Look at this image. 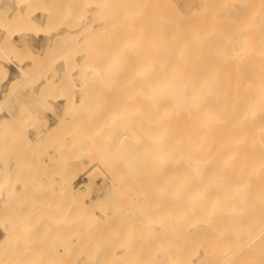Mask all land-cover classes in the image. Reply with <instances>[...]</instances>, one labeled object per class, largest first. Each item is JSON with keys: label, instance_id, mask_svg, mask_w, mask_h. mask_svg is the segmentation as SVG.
<instances>
[{"label": "bare ground", "instance_id": "6f19581e", "mask_svg": "<svg viewBox=\"0 0 264 264\" xmlns=\"http://www.w3.org/2000/svg\"><path fill=\"white\" fill-rule=\"evenodd\" d=\"M48 1L51 0H0V121L3 119L5 123L10 124V116L8 115L9 109L22 101L28 93L30 95L32 92L38 96L37 100L33 103L34 109L24 112L25 115L21 119L15 121L14 127L15 129L17 128V130L21 128L26 132L31 129L30 126L33 124V122H28L34 121V123L40 122V124L44 122L46 125L45 128L47 127L46 129L50 132L53 131V134H51L50 137L48 135L46 139L50 138L51 140L54 138L55 140H53L58 142L57 146L60 141L61 143L62 141L67 142H65L67 145L64 147L66 148V153L64 152L66 157L63 156L64 153H61L63 158H66L65 164L63 163L65 166L64 168H62L63 166L60 168L58 167L60 175L61 171L63 172L64 170L63 175L66 172V176L61 175L62 179L58 181L59 188L56 191L60 193V189H62L63 192H66V195L69 196L67 197L63 193H60L63 195L62 196L57 192H55V195L62 196L60 197L61 200L67 197V202L71 199L74 203L78 202L81 205L88 204L89 200L87 201V199L90 198V194L89 192L86 194L80 193V186H75L74 181L76 180L77 174L73 175V177L70 176L69 164L72 163L74 166L79 165V167H81L79 170H86L85 168H87V166L89 167V163H93L96 158H98L97 160L100 162L103 161L101 163L105 164L109 161L108 157L112 147H115L122 161L127 164V169L130 172L127 176H129L132 181H128L129 184L127 183V185H125L126 183H123L124 179H122L121 173L119 172L121 176L114 174V196L113 192L110 191L112 197H114L111 198L113 199L112 203H114L116 199H118L116 202L119 203L120 200L123 201L122 199L126 197V201L130 203L135 202L136 205H140V203L143 204L144 200L146 202V198L148 197L149 199L153 193H156L158 198L159 196L161 198H166L168 196L174 200V203L171 205L172 207L169 205L174 211L170 208L173 212L171 210L170 212L166 211L168 214L163 218L161 215L162 219L160 218L161 220L156 226L158 231H162L161 234H163V236L161 235V237L164 241L162 240L161 245H158V239L154 240L153 236L151 237L159 246H153L154 250L157 248L159 251L158 253L154 251V254L157 253L158 255V258H155L156 261L159 262L158 264H264V0H204L202 10L198 12L195 11V14L189 16L180 12V9H178V6H175L173 0L169 1L172 7H169L171 10L165 9L167 12L164 8H168V2L166 4L167 6L163 8L165 5H163L164 2H160V4H162L161 6L157 0V6L162 7V10L165 12L163 13L160 8L162 12L161 15L158 16L159 19L161 18L160 22H158L160 24V30L159 33L155 32V34H159V41L155 40L156 42L153 39L155 34L153 37L151 36V38L145 34L148 29H140L141 25L145 24L143 23L144 18H149L147 17L148 15H146L147 10L146 13L142 11L141 13L140 9H138V6L145 0H126L127 2L129 1V8H127L128 5H126L127 2L125 0H123L125 4H123L124 2L122 0H117V2L112 0V3H117L115 7H119L117 9L118 12L121 8L122 11H120V13H122V15H124L123 13H127L125 14V18L127 19H122L123 16H121L120 13L119 15L117 14L118 16L116 15L117 18H119V23L116 21V24L119 30L122 27V33L119 32V37L116 39L117 44L120 41L119 45L116 48L114 47V51L111 52V55L106 54L109 50H105V54L101 53L102 49H99L100 52L99 50L95 51L96 46L93 45L98 42L94 39L97 38L98 32L101 30V21L98 23L97 20L102 17L107 19L108 17L106 18L105 16L106 12V15L108 14L109 17L113 13L111 7L114 6L110 0H108V2L112 4V6L109 5L108 7L105 6L108 5V2L104 4L106 2L104 0H66L69 4L72 3L71 5L68 4L69 7L71 6V9L68 10V13H66L65 9L61 14L55 12L51 8L52 6L47 4ZM164 1L166 2V0ZM102 2L104 3L102 4ZM144 5L141 9L143 11L144 8H149L146 7V5L149 6L148 4ZM151 11L149 10V15L152 14ZM110 12L111 14L109 15ZM153 16H155L154 13ZM112 18H114L113 15L110 19ZM150 19L153 20L151 16ZM157 20L155 22H157ZM111 22L113 23V20ZM150 22L151 21H148V24ZM158 23H150L152 26V34L154 27L156 25V27L159 26ZM96 24L100 27H95ZM105 25H102V28H106ZM111 25L115 28L113 24ZM147 27L149 26H142L144 29ZM114 28L111 30L115 33L113 32L111 34L116 38L117 31ZM98 37L100 39V36ZM148 37L153 41L151 42ZM83 42L85 44L89 43L88 46L91 44L90 42H92L89 46L92 50H90V48L88 49L92 52H90L89 56L91 59L98 55L97 52L102 55V57L100 55V59H103V55L104 58H107L103 61V63H105L104 65H101L102 62L99 64L102 60L97 58L95 59H97L98 62L94 59V61H92L96 63L93 64V62H90L91 64L88 65L87 62L90 58H85L87 62L84 60L85 69H83V62L81 64V61H83V57L86 53L76 57V59L80 61L79 64L82 66L83 70L81 69V72L75 71L81 68L78 63L76 64L79 65L80 68H77V66L75 67L73 62L67 59L66 60L70 63L66 62L65 65L63 61H60L61 57H65L62 51L63 49L65 50L67 45L73 47L79 45L77 48L85 50ZM49 44H52L54 54L50 56L47 63L44 65L47 64L49 67H54V71L52 72L53 77L51 76L52 78L49 80L42 79L34 82V77L40 74L43 69V64L39 65L33 72H27L25 70V64L30 59L25 58L23 51L29 49L39 53ZM111 50H113V48H111ZM81 51L82 50L78 52ZM74 53L77 55V52ZM109 56L112 57V59H109ZM108 59L109 61H107ZM106 62H110V70L105 68L109 67ZM71 64H73L74 67H71ZM104 75L111 80L113 86L118 90V93H116V95L114 94V101L111 104L112 107L110 112L107 111L109 115L106 113L107 116L103 115L100 117V107L95 109L97 108V104L93 101L94 99L90 101L86 97H91L90 94L92 93L90 91L94 90V87L98 85L97 83L104 79V77L101 79ZM22 76L23 78H21ZM20 79L23 81L21 82ZM66 83L73 92L76 104L79 105L84 100L88 99L90 101L88 104L94 102L96 105L92 104L94 106L91 108V105L87 104L90 107L87 108V110H99L97 112V118L96 114L95 118H93L92 122L94 123L88 125V128L87 125H84L87 129L85 132L82 131L81 133H84H80V135L77 134V131L79 133V128L77 129L74 127L76 128L75 130L70 127V130H66L65 107L67 101L65 95H63V92H66ZM23 86L29 88L28 92L25 94H16L19 88ZM88 92H90L89 95L87 94ZM42 110H46L49 114L45 115ZM101 110L102 113L105 112L103 109ZM93 115L94 113L92 116ZM14 127L7 125L6 129L9 131ZM26 138L27 141H33L31 136H26ZM40 139L37 141L39 142ZM105 141L110 143L112 141V145L110 144L112 147H110L109 150L106 148L109 143L106 144V147L102 145ZM152 143H156L158 150H160V159L162 160L166 157L167 161H165L164 158V165L155 166L153 164V168L150 171L142 172L139 168V165L142 164L140 161L143 158L142 149L147 146L145 153H151L154 149ZM36 144L38 143L36 142ZM1 146L3 145L1 144ZM41 150L43 149L40 148V151ZM85 159H89L87 165L82 164L85 162ZM45 160L47 161V159ZM12 162L0 160V176L3 177L5 175V179L7 178L6 175L12 172ZM41 162H43V160ZM172 164L175 166H172ZM40 165L43 166V164ZM85 165L86 167H84ZM55 166H57V163L53 167ZM16 167L14 166L13 168L16 170ZM53 167L49 168L52 169ZM36 169L38 170L39 167H36ZM48 169L46 170L45 168L46 171H48ZM40 171L41 169L37 174L35 173L37 177L38 173H41ZM50 171L52 172L53 170ZM54 171L57 172L55 168ZM140 171L141 174L139 178L142 182L144 180V187L137 179V175ZM50 173L48 172L47 175ZM68 175L70 178H68ZM86 175L91 176L92 170L91 173L88 171ZM130 175H132V177ZM141 176L144 177L143 180ZM47 179L48 178L45 179L46 181L44 180L46 184ZM38 180H40V177ZM9 181L13 182V179ZM3 183H5L6 186L8 185L7 181H1L0 186L3 185ZM45 183L43 182V185ZM140 184L141 190L138 188ZM12 187H10V190L13 189ZM16 187L17 189L20 188V186H15V188ZM22 191L24 192L23 188ZM41 191L40 193L39 191H35L31 195L34 197L36 192L37 194H42L43 192L47 193L46 191L41 193ZM3 192L4 191H1L2 197L0 194V203L3 202L2 205L4 207L7 206L8 202L13 205L15 204L14 201L17 202L15 199L16 197L13 198V200L15 199L14 201H6L7 196L5 194L3 195ZM28 194L30 193H26L27 198L30 200L31 196ZM57 195L56 197H58ZM107 195H109V192H107L105 196ZM129 196L131 201L127 198ZM60 198H55V203L52 199V205L57 204ZM141 198H143V200ZM28 199L26 200L29 202ZM41 199L42 201L44 200L43 198ZM159 199L158 203L152 205L158 207L159 205L157 204H159ZM65 200L64 202H66ZM4 201H6V206L4 205ZM45 201L48 204L50 198L48 201V198L45 197ZM64 202L62 201V204L66 205ZM116 202L114 204H118ZM59 203L60 202H58V204ZM160 203L162 204V202ZM16 205L19 206V204ZM49 205H47V209ZM52 205L49 207L50 211L55 208H53ZM68 205L69 204H67V206ZM76 205L77 204H74L75 207ZM10 206L11 205H9L8 210L10 213L12 210L14 212L17 210V215H21V212H23H20L21 209L19 207V210L17 208L18 206H16L17 209L15 208V210V206L13 209ZM34 206L35 205H33V207ZM67 206H64V208H67ZM117 206L118 209H121L120 204ZM150 206H147L146 210L151 212L150 209H152V207L147 209ZM62 207L63 206H60L59 209L61 210ZM78 207L75 209L77 212L78 209H80V207ZM92 207L93 206H91V209L89 207V211L85 212V214L87 213L86 216L88 217L89 215L91 218L96 215L99 216ZM133 207L136 206L134 205ZM157 207H155V210L158 209L159 211ZM2 208L3 207H1L0 210H2ZM6 208L8 209V207ZM6 208H3L2 212ZM41 208L43 211H40L38 214L42 212L46 214L45 212H47L49 217L53 219L51 216H54V211L50 216V211L48 212L44 206ZM41 208L39 206V209ZM44 208L47 211H45ZM139 208L140 206H138V210H140ZM59 209L57 212H59L60 219L72 220L74 215L70 214L71 219L70 217L67 219L69 212H67L65 216L66 213ZM71 209L73 208L71 207ZM138 210L137 212H139ZM152 210H154V208ZM76 211H74V214L77 213ZM80 211L82 212V208ZM80 211L78 213H81ZM7 213L8 212H6V214ZM153 213L157 214V211ZM6 214H4L5 217H3V220L6 219ZM11 214L9 215L14 216L9 218V220L16 218L15 216L17 215ZM100 214L103 218L110 217L108 216L109 212L106 210ZM1 215L0 213V232L2 231L3 234H5V238L11 237L15 230H18L19 233L22 231L21 229L19 231L17 228L19 224L22 223L21 221H25L23 220L24 217L20 221V217L17 216L20 221L19 224L17 223V227H14V220L12 221L13 223L10 221L13 225V230L11 229L10 231V226L8 224L1 223ZM40 215L41 218L44 216L43 214ZM146 215L147 214H145L146 218H150L149 221L145 220L147 223L146 226H148L150 230V226L152 225L150 220L152 216L150 217L151 214H149V216ZM30 216H33V214ZM86 216H84V222L86 224L83 223L84 226H87L88 223L92 221L86 222ZM27 217L30 220L32 218L28 215ZM44 218L45 217L41 220L42 222ZM32 219L35 221V218ZM51 219L47 218L49 221ZM60 219L59 221H61ZM140 219L145 222L142 219V215ZM53 220L57 221V217ZM155 220H159V218ZM52 222L48 225L50 226ZM110 222L112 223L113 221ZM99 223L102 225L101 220ZM32 224L31 227L33 229L28 231L29 233L35 234L34 229L40 227V224H38V227H34V224ZM61 224L66 226L65 221L59 224L54 223L57 228L59 227L58 225ZM106 224L108 225V223ZM119 224L120 227L122 225L121 221ZM46 225L45 223L43 224L44 228H46ZM21 226L19 228H21ZM24 226H26V223ZM117 227L115 228L118 229ZM104 228L103 230H106ZM59 229L58 232L61 233L64 228L61 231H59ZM171 229L173 230L171 231ZM33 230L34 232H31ZM50 230L52 229H49V231ZM55 230L57 229L55 228ZM65 230H67V228H65ZM97 231L98 230H96V232ZM152 231H154L153 228ZM112 232L117 231L114 230L111 231V233ZM140 232H142V230H140ZM140 232L138 231V233ZM163 232L165 234L166 232L169 234L170 232H174V234H170H173L174 237L169 236L172 239L175 238V240L170 238L169 240L175 241V243H173L175 246L164 243L167 240V234L165 236ZM14 233L16 234V232ZM43 233L44 231L38 234L41 235ZM100 233H102V231ZM111 233L108 232L105 234H110L112 236L113 233ZM20 234L23 235V233ZM50 234H52V232H48V235ZM102 234L99 235L101 236ZM141 234L144 235L143 233ZM87 235L89 236V241L92 240L90 238L91 235ZM118 235H120V233ZM96 237L98 236L96 235ZM157 237L156 235V238ZM105 238L109 240L108 236H105ZM2 239H4V237ZM2 239L1 241L4 243L9 240ZM132 239H134V237ZM125 240H127V238ZM169 240L167 241L169 242ZM12 241L13 240H11L9 244H12ZM122 241L119 243L120 245L115 243L112 251H116V255L120 257L125 256L123 258H126L128 253L127 249L125 250V247L124 249L123 247H119L122 246ZM107 242H109V246L111 245L110 242L113 245L111 238L110 241ZM107 242L105 248L108 246ZM99 244H101V242H99ZM132 244L130 245L132 246ZM137 246L139 245L137 244ZM145 246L147 245H142V248H145ZM7 247L8 245L6 248ZM10 247L13 246L10 245L8 249ZM83 247L84 245L81 250H84ZM91 247L89 248L91 249ZM85 250L88 257L90 255L91 258L94 252L92 251L93 253H90L91 251ZM123 250H125L126 253L122 256L120 254L124 253ZM130 251H132V249ZM79 252L83 251L79 250L70 257L76 256ZM106 252L109 253V251ZM106 252L104 254L107 255ZM134 252L136 251L129 253L133 254ZM134 255L131 256L130 254L129 256L134 257ZM138 255L136 252L137 258ZM142 255L140 254V256ZM77 256L70 259V262L76 259ZM113 256L116 258L115 255ZM129 256H127L128 259ZM145 256L144 254V257ZM141 258L138 262L136 258H134V260L129 259L131 261L130 263L126 261L129 264H147V261L149 262L146 257L144 259ZM141 260L147 261L141 262ZM112 262L113 261H111V264H113ZM100 263L102 264L101 261ZM115 264H119V262Z\"/></svg>", "mask_w": 264, "mask_h": 264}, {"label": "rangeland", "instance_id": "374dc122", "mask_svg": "<svg viewBox=\"0 0 264 264\" xmlns=\"http://www.w3.org/2000/svg\"><path fill=\"white\" fill-rule=\"evenodd\" d=\"M100 1V0H99ZM104 1H106L105 3L104 2H102V4L104 3V4H107V2H108V0H104ZM111 1V3L114 1H112V0H110ZM116 2H117V0H115ZM123 1V0H122ZM126 1V0H125ZM125 1H123L124 3L123 4H125ZM159 1V4H160V2L162 3V2H164L163 3V8L164 7H166L167 5V2H168V8H164V10L165 9H169V10H171L170 8L172 7V5H170L171 4V2H170V4H169V1H171V0H166V2L164 1V0H158ZM116 2H114V3H112L113 4V6L114 7H111L112 8V11H113V13L111 14V12L109 13V15H110V17H112V15L114 16V18H112V19H110V17L108 16V14L106 15V13H105V16H106V18L107 19H105V18H101V19H98L97 20V22L99 23L100 21H101V24H100V26L98 25L97 26V24L95 25V27H100L101 28V30H100V32H98V36H100V39H99V37L97 36V38L99 39H94L95 41H98V42H96L95 44H93L94 46H96L95 47V51H97V50H99V49H102L101 50V53L102 54H105V50L107 51V50H109V52H107L106 54L107 55H111V52H113L114 51V47L116 48L118 45H119V42H118V44H117V38L119 37V32H121L122 31V27L120 28V30H119V27H118V25L116 24L117 22L119 23V18H117V16L119 15V13H120V11H122V9L120 8L119 10V12L117 11V9L119 8H117V7H115V6H117V3ZM127 2V1H126ZM129 2V1H128ZM128 2H127V4L126 5H128ZM145 2H147V3H145ZM173 2L175 3V6L177 7L178 6V9H180V12H183V14L185 15L186 14V16H189V15H191V14H195L194 12L195 11H201L202 10V7H203V5H204V0H193V2L195 3H193L192 2V0H173ZM67 3V4H66ZM115 3H116V5H115ZM173 3V4H174ZM47 4L49 5V6H52L51 8L55 11V12H57V13H59V14H61L65 9H66V13H68V10L69 9H71L70 7H69V5H71V4H69L68 3V1L66 2V0H51V1H48L47 2ZM69 4V5H68ZM112 4H109V2H108V5H105L106 7H108L109 5L110 6H112ZM119 4V3H118ZM146 5V4H148L149 6H147L146 5V7H149V8H151V9H149V8H144V11L143 10H141L142 9V6L143 5ZM157 0H145L143 3H141L140 4V6H138L139 8L138 9H140V12L142 11V12H144V13H146V10H147V13H146V15H148L147 17H149V18H144V20H143V23H145V24H143V25H147V26H149V27H147L146 29H144L145 28V26H144V28H142V26L143 25H141V27H140V29L141 30H147L146 32H145V34H147V36H152L153 37V35L155 34V32H157V33H159V30H160V24L158 23V22H160V19H159V17L158 16H160L161 15V13L163 12H165L164 10H162L163 8L162 7H160V6H157ZM194 4V5H193ZM122 5V4H121ZM125 5V6H126ZM144 5V6H145ZM161 6H162V4H160ZM170 5V6H169ZM197 6V9H196V6ZM67 6H68V9H67ZM188 6V7H187ZM121 7V6H120ZM170 7V8H169ZM127 8H129V5H128V7ZM160 8H161V10H162V12L160 11ZM152 12V14L151 15H149V10ZM158 9H159V11H158ZM173 9V8H172ZM176 9V8H175ZM182 9V10H181ZM192 9H193V13H192ZM125 10H126V8H125ZM185 10V11H184ZM110 11V10H109ZM108 11V12H109ZM127 11V10H126ZM125 11V12H126ZM128 12V11H127ZM141 12V13H142ZM158 12H159V14H158ZM167 12V11H166ZM153 13H154V15L156 16H153ZM118 14V15H117ZM124 15H122V13H120V15L121 16H123L122 17V19L123 18H125V14H127V13H123ZM117 15V16H116ZM146 15H145V17H146ZM150 16H151V18L153 19V20H151L150 19ZM154 17V18H153ZM156 18V19H155ZM125 19H127V18H125ZM148 19H150V20H148ZM154 19H155V21L157 20V22H155L154 21ZM107 20H109V21H107ZM113 20V23L111 22V21ZM151 21L150 23L152 24L153 22L156 24V23H158V27H156L154 24V29H153V34H152V26H151V24L149 25L148 24V21ZM104 21V22H103ZM117 21V22H116ZM123 21H125V20H123ZM128 21V20H127ZM126 21V22H127ZM106 22V23H105ZM142 22V21H141ZM103 23V24H102ZM106 25H105V24ZM125 23V22H124ZM111 24H113V26H115V28L114 27H112V25ZM123 24V23H122ZM122 24H119L120 26H123ZM102 25L104 26H106V28H102ZM111 26L112 28H114L116 31H117V35H116V38H114L115 36L114 35H112L111 33H113L114 31L113 30H111L112 28L111 27H109V26ZM127 25H128V23H127ZM126 25V26H127ZM107 28H109V29H107ZM111 28V29H110ZM125 28H127V27H125ZM158 28V29H157ZM103 29V30H102ZM123 29H124V27H123ZM141 30H139V31H141ZM115 33V32H114ZM122 33V32H121ZM149 33V34H148ZM155 34L154 35V37H153V39H154V41L155 40H158L159 41V34ZM101 34V35H100ZM150 34H152V35H150ZM157 35V36H156ZM150 37H148L149 38V40L152 38H150ZM156 38V39H155ZM158 38V39H157ZM120 40V39H119ZM94 41V42H95ZM151 42L153 41V40H150ZM93 42V43H94ZM156 42V41H155ZM84 43V42H83ZM91 44H92V42H90ZM89 44V43H88ZM88 44H83V45H85V47H84V49L85 50H83V49H79V48H77V47H79V45L77 46V47H73V46H71V45H67L66 46V48H65V50L63 49V51L62 52H64V55H65V57H61L60 58V61H63L64 62V65H65V63L66 62H68V61H72L73 62V64L75 65V67L77 66V68L79 67V65H80V69H77V70H75V71H77V72H81L80 70L82 69V66H81V64H82V62H83V69H85L84 68V63H85V58H90L89 56H90V50H92L91 49V47H89L88 46ZM92 45V46H93ZM82 46V45H81ZM88 46V48L86 49V47ZM93 46V47H94ZM77 48V49H76ZM82 48H83V46H82ZM90 48V50H88ZM111 48H113V50H111ZM76 50V51H75ZM80 51V50H82L81 52H78V51ZM94 50V49H93ZM74 52H77V55L74 53ZM99 52H100V50H99ZM84 53H86V55L83 57L84 59H83V61H81V64H79L80 63V61H78L77 59H76V57L78 56V55H80V54H84ZM92 53V52H91ZM101 53H98L97 52V54L99 55H97L95 58H97V59H100L99 57H100V55H101ZM52 54H54V49H53V47H52V44H49V45H46L45 46V48H44V50L42 51V52H34V51H31V50H29V49H25V51H23V55L25 56V58H29L30 60H28V62L25 64V70L27 71V72H33L34 70H36V68H38V66L39 65H41V64H43V69H42V71L40 72V74H38V75H35V77H34V82L36 81V80H42V79H51L53 76H52V72L54 71V67H49L47 64L46 65H44L45 63H47V61H48V59L50 58V56L52 55ZM70 54H71V56H70ZM74 54H75V57H74ZM113 54V53H112ZM73 55V56H72ZM107 55H106V57H107ZM67 57V58H66ZM73 57V58H72ZM91 57H93V56H91ZM101 57H102V55H101ZM69 58V59H68ZM95 58H93V59H91L90 58V60L87 62L88 63V65H90L93 61H94V59ZM112 59V57H110L109 56V59ZM68 61H67V60ZM71 59H73V60H71ZM97 59H95V60H97ZM104 59L106 60L107 58H104V55H103V59L101 58L100 60H102V61H100L99 62V64H101V62H102V64L101 65H104L105 63H103V61H104ZM109 59L107 60V61H109ZM85 60V61H84ZM93 60V61H92ZM75 61H77V62H75ZM91 62V63H90ZM96 62H98V60L96 61ZM96 62H93V64H95ZM111 62V61H110ZM110 62L109 63H107V65L109 66V64H110ZM68 63H70V62H68ZM76 63H78L79 65H77ZM87 63H86V65H87ZM73 64H71V67H74V65ZM85 65V66H86ZM87 67V66H86ZM105 67V66H104ZM104 67H102V68H104ZM107 70H110V66L109 67H105ZM82 69V70H83ZM74 70V69H73ZM79 70V71H78ZM21 75H23V74H21ZM52 76V77H51ZM104 77V79H102ZM108 77H109V74H108ZM21 78H23V76L21 77ZM102 79V80H101ZM101 81H99V83H97L98 85L96 86V87H94V90H92V91H90L92 94H90L91 95V97L90 96H88V97H86V98H88L90 101H92L91 99H94L93 101L94 102H96V104H94V102L93 103H90V104H88L90 101L88 100V99H86V100H84L81 104H76L75 102V100H74V97H73V92L71 91V89L67 86V83H66V92H63V95H65V97H66V101H67V103H66V107H65V109H66V130L68 131V129L71 127V128H74V127H76L78 130H79V133H78V131H77V134H79L80 135V133L82 132V131H86V129L89 127L88 125H92L94 122H92L93 121V118H95V114H96V118H97V112L100 110L101 111V114H99L100 115V117L101 116H103V115H105V116H107L106 115V113H107V111L108 112H110V110H111V107H112V102L114 101V94L116 95V93H118V90L113 86V83L111 82V80H109V78H107V76L106 75H104V76H102L101 77ZM20 81L22 82L23 80H21L20 79ZM78 84H80L79 82H77ZM21 89V90H20ZM28 90H29V88H27V86H23V87H20L19 88V90L17 91V93L16 94H20V93H22V94H25V93H27L28 92ZM20 91V92H19ZM94 91V92H93ZM90 92H88L87 94L89 95V93ZM0 96H1V94H0ZM37 95L35 94V93H30V95H29V93L23 98V100L22 101H20L19 103H17L16 105H14L13 107H11L10 109H9V112H8V115L10 116V118H9V123L10 124H8V123H5L4 121H3V119L0 121V147L2 148H0V152L2 153H0V160H8V161H13L12 163H13V167L15 166H18V167H16V170H15V168H13L12 167V172L9 174V175H6V179H5V175L2 177V176H0V182L1 181H4V182H6L7 181V186H6V184L5 183H3V185H1L0 186V194H1V191H4L3 192V195L5 194L6 196H7V198H6V201H10V200H13V198L14 197H16L15 199H16V201L17 202H15L14 200V205L13 204H9V202L7 203V206H6V201H4L5 203H4V205L6 206V207H8V209L6 208V207H4L2 204H3V202L2 203H0V208L1 207H3V208H6V209H4V214H6V212H8L9 214H11L12 213V211H11V213H10V211H8L9 210V205H11L10 207L13 209V207L16 205V204H19V206L18 205H16V206H18L17 208L19 209V207H20V212L21 211H23V212H21V215L19 214V215H17V210H15V208H16V206L14 207V210H15V212L13 211V213L12 214H15V215H17V216H19L20 217V221H21V219L23 218V220H25V221H21L22 223V226H21V224H19L20 223V221H19V217H17V216H15L16 218H14L13 220L16 222H14V227L16 226H18V224H19V226H18V228L17 229H19V231H20V229L23 231H21L20 233H23V235H21L19 232H18V230H15V231H13V234H12V236L11 237H8V238H5V234H3V232L1 231L0 232V238L2 239L3 237H4V239H6V240H8V241H6L5 243L4 242H2L1 241V239H0V264H101L100 263V261L102 262V264H111V261H113L112 263L113 264H115L116 262L118 263L119 262V264H127L128 262L127 261H129V263L131 262L130 260H134V258H136V260H137V262L140 260V258L141 257H143V258H141V259H144L145 257L147 258V260H149V262L147 261V264H158L159 262L158 261H156V259L158 258V255H157V253L159 252L158 250H157V248H155V250H154V247L153 246H156L157 244H156V242L154 241V240H157V241H159L158 242V245H161V242H162V240L164 241V239H162V237H161V235L163 236V234H161V232L162 231H158L157 229V225L159 224V221L163 218V217H165V215L167 216V212L166 211H168V212H170V210L172 209L171 207V205H172V203H174L173 201V199L171 198V197H166V198H161L160 196H159V198H158V195L156 194V193H153V195L152 196H150V197H152V198H150L149 197V199H148V197L146 198V202H145V200H144V202H143V204H145V205H143L142 203H140V205H138V206H140V210H138V206L136 205V203L135 202H129V201H126L127 199H126V197H124V199H122L123 201H125V202H123V201H121V203H122V205H121V203H120V201H119V203L118 202H116V201H118V199H114L115 200V202L116 203H118V204H120V206H121V209H118L117 207V205L118 204H114V203H112V201H113V199H111V198H114V197H112V193L111 192H113L114 190V188H115V186H114V179H113V176H114V174H116V175H120V173H121V175H122V179H124V181H123V183H126L125 185H127V183L129 184V182H131L132 181V179L129 177V176H127V175H129L130 174V172L128 171V166H127V164L126 163H124V161H122V159L120 158V156L118 155V152H117V149H115V147H112L111 145V143H112V141H111V143L110 142H107V141H105V143H103L102 145L103 146H105L106 147V144H108L107 146L108 147H106L108 150L110 149V147H112V150H111V152H110V155H109V157H108V159H109V161H107L105 164H103V163H101V162H103V161H99V160H97L98 158H96L95 159V161L93 162V163H89V159H85V162L84 163H82L83 165L84 164H88L89 163V167L87 166V168H85L86 170H82V169H80L79 170V168H81V167H79V165H72V163H70L69 164V167H70V176H72L73 177V175H76V180L74 181V184H75V186H80V189L79 190H81L80 191V193H88L89 192V196H90V198H88L87 199V201H88V204H83V205H81V204H79L78 202L77 203H74V201H72L71 199H69L70 201L69 202H67L68 201V199H67V197L69 196V195H66L67 193L65 192H63V190L62 189H60V193H63L64 195H66L67 197H65V201L67 202H64V200H61V198L60 197H62L63 195L62 194H60V193H58V191H56L58 188H59V180H61L62 179V176L61 175H63V172H64V170L63 169H61V170H63V172L61 171V175H60V173H59V169H58V167L60 168L61 166H63L62 168H64V166L65 165H63V163L65 164V160H66V148H64V147H66V145L67 144H65V142L66 141H62V143H61V141H60V139H59V141H60V143H59V145L57 146V144H58V142L56 141H54L53 139H51L50 140V138H47L46 139V137L49 135V137L51 136V134H53V131L52 132H50V131H48L46 128H45V123L44 122H42V124H40V122L38 123V122H36V123H34V121H31V122H28V123H32L33 122V124H31L32 126H30V128L31 129H29V127H28V131H26L25 132V130H22L21 128L20 129H18L17 130V128L15 129V121H17V120H19V119H21L24 115H25V113L24 112H28V111H30V110H32V109H34V107H33V103H34V101L35 100H37ZM30 100H33V101H30ZM86 101V102H85ZM86 104H85V103ZM78 105V106H76V105ZM91 105V108H92V106H94V105H96L97 106V108H95V109H98L99 107H100V109L99 110H92L91 111V109H89V110H87V108H90L88 105ZM92 104H94V105H92ZM84 105V106H83ZM85 105H87V106H85ZM99 105V106H98ZM95 106V107H96ZM110 108V109H109ZM101 109H103V111H105L104 113H102V110ZM43 111V113L45 114V115H48L49 113L46 111V110H42ZM96 111V112H95ZM90 113V114H89ZM94 113V115L92 116V114ZM100 113V112H99ZM108 115H109V113H107ZM32 116V115H31ZM32 119V118H31ZM34 120V119H33ZM88 120H89V123H88ZM90 120H91V122H90ZM95 120H97V119H95ZM91 123V124H90ZM7 125H10V126H12V127H14V128H12V130H9V131H7ZM34 125V126H33ZM87 125V128H85V126ZM28 126H29V124H28ZM41 126V127H40ZM84 127V128H83ZM76 128H74L75 130H76ZM70 130V129H69ZM19 131V132H18ZM60 131V130H59ZM61 131H63V130H61ZM42 134V136H41V134ZM55 132V131H54ZM74 132H76V131H74ZM83 132V133H84ZM60 133V132H59ZM67 133V132H66ZM83 133H81V134H83ZM26 134V135H25ZM39 134H40V136H39ZM61 134V133H60ZM63 134V133H62ZM38 135V136H37ZM45 135V136H44ZM26 136H31L32 138H33V141H27L26 139ZM59 136V135H58ZM60 137V136H59ZM41 138V139H40ZM52 138V137H51ZM38 139H40L39 140V142L37 141ZM45 140V141H44ZM51 141V143H50V141ZM6 141H8V142H6ZM47 141V142H46ZM36 142L39 144H36ZM45 142V143H44ZM7 143H8V145H7ZM67 143V142H66ZM1 144L3 145V146H1ZM7 145V148H6V145ZM111 144V145H110ZM153 145H154V149H153V151H151V153H145V150L147 149V146L146 147H144L142 150H143V152H142V159H141V161H140V163H142V164H140L139 165V168H140V170L142 171V172H147V171H150L152 168H153V164L155 165V166H161V165H164V158H165V161H167V159H166V157H164L162 160L160 159L161 158V154H160V150H158V148H157V146H156V143H152ZM63 145V146H62ZM110 145V146H109ZM43 146V147H42ZM50 146V147H49ZM113 146H114V143H113ZM56 147H57V149H58V151H57V149H56ZM40 148L41 149H43V150H41L40 151ZM55 148V149H54ZM61 148V149H60ZM104 148V147H103ZM60 149V150H59ZM40 151V152H39ZM51 152V153H50ZM65 152V153H64ZM61 153L63 154L64 153V155L63 156H65L64 158H63V156L61 155ZM58 154V155H57ZM59 156V157H58ZM3 158V159H2ZM45 159H47V161L45 160ZM58 159H59V161H58ZM64 161H63V160ZM20 160V161H19ZM43 160V162H41ZM97 161H99V162H97ZM58 162H59V165H58ZM144 162H146V163H144ZM56 163H57V166H55V167H53L54 165H56ZM60 163H62V164H60ZM40 164H43V166H41ZM81 164V165H82ZM37 165V166H36ZM67 165V164H66ZM82 165V166H83ZM86 165L84 166V167H86ZM40 166H41V168H40ZM172 166H175L174 164H172ZM36 167H39V169L37 170L36 169ZM49 167H53L52 169L51 168H49ZM57 167V168H56ZM110 168V170H109V168ZM17 168H18V171H17ZM45 168H46V170L48 169V171H46L45 170ZM54 168L57 170V172H55L54 171ZM41 169V173H38V177L36 176V174H37V172L39 171ZM113 169V170H112ZM14 170V171H13ZM50 170H53L52 172L50 171ZM91 170H92V175L90 176H87L86 174H87V172L89 171L90 173H91ZM111 171H113V172H115V173H113V172H111ZM118 171V172H117ZM122 171H123V173H122ZM126 171H128V172H126ZM141 171L139 172V174L137 175V179L139 180V182H141L142 183V185L144 184V177L143 176H141L142 177V180H143V182L140 180V178H139V176H140V174H141ZM17 172H18V175H17ZM50 173L49 175H47V173ZM120 172V173H119ZM15 173V174H14ZM36 173V174H35ZM13 174V175H12ZM40 174V175H39ZM89 174V173H88ZM12 175V176H11ZM120 175V176H121ZM15 176V177H14ZM17 176H19V177H17ZM63 176H66V172H65V174L63 175ZM131 177H132V175H130ZM17 177V178H16ZM26 177V178H25ZM39 177H40V180H38L39 179ZM48 178L47 179V184L45 183V179L46 178ZM61 177V178H60ZM23 178H25L24 180H22ZM37 178V179H36ZM66 178V177H65ZM68 178H70L69 177V175H68ZM126 178V179H125ZM128 178V179H127ZM10 179H13V182L11 181H9ZM45 180V181H44ZM9 181V182H8ZM16 181V182H15ZM125 181H127V182H125ZM129 181V182H128ZM43 182L45 183L44 185H43ZM138 182V181H137ZM139 182H138V184H139ZM21 184V185H20ZM3 186H5V187H3ZM13 186V187H12ZM15 186H20V188L22 187L23 189H24V192L22 191V188L20 189H17V187L15 188ZM57 186V187H56ZM140 187H138L140 190H141V184L139 185ZM10 187H12L13 189L12 190H10L11 188ZM143 187H144V185H143ZM29 188V189H28ZM31 188V189H30ZM125 188V187H124ZM7 189V190H6ZM32 192H31V191ZM41 190H43V191H46L47 193H45V192H43V191H41ZM143 190H144V188H143ZM142 190V191H143ZM10 191V192H9ZM22 191V192H21ZM35 191H39V193H40V191H41V193L42 194H44L43 196H41L42 194H37V192L34 194V197H33V195H31L32 193H34ZM111 191V192H110ZM20 192V193H19ZM55 192H57L58 194H60V195H62V196H60V195H57L58 197H56V195H55ZM107 192H109V195H110V193H111V195L109 196V195H107V196H105L106 194H107ZM26 193H30V194H28V195H30L29 197H30V200H31V202H30V200L27 198V195H26ZM49 193V194H48ZM114 192H113V196H114ZM16 195V196H15ZM19 195H21V196H19ZM54 195V196H53ZM125 195V194H124ZM8 196H10V197H8ZM35 196H36V199H38V200H36L35 199ZM126 196H127V194H126ZM1 197H2V194H1ZM17 197H18V199H17ZM43 198L44 200L42 201V199L41 198ZM45 197L46 198H48V201H49V198H50V202L52 201V199H53V201H54V203H55V198H60V199H58V202H60L59 204H61V205H59L58 204V202H57V204H54V205H52V202L50 203H46V201H45ZM52 197H54V198H52ZM12 198V199H11ZM52 198V199H51ZM70 198V197H69ZM127 198H129V200L131 199L130 198V196L129 197H127ZM26 199H28L29 200V202L26 200ZM41 199V200H40ZM142 200H143V198H141ZM158 199L160 200L159 201V204H157V205H159L158 207L155 205H152V204H155V203H158ZM22 200V201H21ZM47 200V199H46ZM60 200V201H59ZM134 200V199H133ZM136 200V199H135ZM134 200V201H135ZM142 200H140V201H142ZM155 200H156V202H155ZM47 201V202H48ZM57 201V200H56ZM62 201L66 204V205H64V204H62ZM131 201V200H130ZM136 201H138V200H136ZM150 201V202H149ZM153 201V202H152ZM19 202V203H18ZM25 202V203H24ZM90 202V203H89ZM139 202V201H138ZM147 202H148V204H147ZM152 202V203H151ZM160 202H162V204L160 203ZM11 203V202H10ZM13 203V202H12ZM30 203V204H29ZM93 203V204H92ZM126 203V204H125ZM27 204V205H26ZM39 204H41V205H39ZM44 204V205H43ZM45 204H47V205H52V207L54 208L52 211H50L49 210V207H50V205L48 206V209H47V205H45ZM67 204H69L68 206H67ZM73 204V205H72ZM74 204H77L76 205V207H80V209H78V212L81 210V208H82V212L81 213H78L75 209H77L75 206H74ZM90 204H91V206H93L92 207V209H94V211H95V213L96 214H99V216L98 215H96L95 217H93V218H91L89 215H88V217L86 216L87 215V213L85 214V212H87V211H89L88 209H89V207H90V209H91V206H90ZM124 204V205H123ZM131 204V205H130ZM136 206V207H133L134 205ZM142 204V205H141ZM162 206H161V205ZM33 205H35V206H37V207H33ZM40 206V208L41 207H45L47 210H48V212H49V214H50V216L52 215V212H53V214H54V216H51V217H53V219L55 218L56 219V217H57V221L56 220H53V219H51L50 217H49V215H48V213L47 212H45L46 214H44L43 212L42 213H40V214H43L42 216L43 217H45L44 218V220H43V222L41 221L42 219H43V217L41 218V215L40 214H38L40 211H43L42 210V208L41 209H39V206ZM151 205V206H150ZM164 205V206H163ZM169 205L171 206V207H169ZM60 206H63L62 208H61V210L59 209L60 208ZM64 206L66 207L67 206V208H64ZM74 206V207H73ZM119 206V207H120ZM145 206V207H144ZM147 206H150L149 208H147V209H150L151 207H152V209L154 208V210H152V209H150L151 210V212L148 210H146V207ZM168 206V207H167ZM22 207V208H21ZM27 207V208H26ZM71 207L73 208V209H71ZM78 207V208H79ZM130 207H133V208H130ZM143 207V208H142ZM155 207H157V208H159V211H158V209L157 210H155ZM167 207V208H166ZM3 208H2V210H3ZM16 208V209H17ZM44 208V210L45 211H47L46 209ZM97 208V209H96ZM145 208V209H144ZM166 208V209H165ZM171 208V209H170ZM174 208V207H173ZM24 209V210H23ZM30 209H31V212H30ZM34 209V210H33ZM60 210V211H63L64 213H66L65 214V216L67 215V212H69L68 213V216H67V219L70 217V219H71V215H74V217H72V220H70L69 221V219L68 220H65V219H60L59 218V212H57V210ZM63 209V210H62ZM66 209V210H65ZM71 211H70V210ZM98 209H101V210H98ZM110 209V210H109ZM134 210V211H132V210ZM139 211V212H137V210ZM143 209V210H142ZM2 210H0L1 212V220H2V222L1 223H5V224H8L9 226H10V231H11V229L13 230V225L10 223V221L12 222L13 220H9V218H12V216H14V215H12V216H10L8 213L6 214V216L8 217H6V219H4L3 220V217H5V215L3 214V212H2ZM38 210V211H37ZM76 211L77 213H75L74 214V211ZM104 210H106V211H108L109 212V215L108 216H110V217H107V218H103L102 216H101V214L100 213H102ZM141 210H142V212L144 213V215H143V213L141 212ZM173 210V209H172ZM171 210V211H172ZM6 211V212H5ZM122 211V212H121ZM157 211V214L156 213H153V212H156ZM161 211V212H160ZM163 211H165V212H163ZM174 211V210H173ZM172 211V212H173ZM29 212H30V214H29ZM35 212H37V213H35ZM100 212V213H99ZM116 212V213H115ZM140 212H141V215H142V219L145 221H149V217L148 218H146L145 217V214H147L148 216H149V214H151L150 215V217L152 216L153 217V215H154V217L152 218L151 217V222L150 223H152V225L150 226V230L148 229L149 227L148 226H146V221L145 222H143V221H141V219H140V217H141V215H140ZM60 213H62V212H60ZM64 213H63V215H64ZM121 213V214H120ZM138 213V214H137ZM161 213H163V214H161ZM31 214H33V216H30ZM71 214V215H70ZM79 214H81V215H79ZM156 214V215H155ZM9 215V216H8ZM27 215L29 216V217H32V218H35V221H34V219H32L31 218V220L27 217ZM37 215H40V216H37ZM62 215V214H61ZM60 215V216H61ZM146 215V216H147ZM160 215V216H159ZM161 215H162V218H161ZM65 216H64V218H65ZM84 216H86L85 217V220H86V222H89L90 220H92V221H90L89 223H88V225L87 226H84L83 225V223L85 224V222H84ZM112 216V217H111ZM118 216V217H117ZM91 219H90V218ZM97 217H98V220H97ZM100 217V218H99ZM102 217V218H101ZM121 217V218H120ZM156 217V218H155ZM159 218V220H155V219H158ZM47 218H49V219H51L52 221H56V222H52L51 220L49 221V220H47ZM62 218H63V216H62ZM89 218V219H88ZM110 220H109V219ZM112 218V219H111ZM116 218V219H115ZM161 218V219H160ZM59 219L61 220V221H59ZM101 220V224L102 225H100V223H99V221ZM46 220V221H45ZM102 220H103V223H102ZM106 220H107V222H106ZM128 220V221H127ZM27 221V222H26ZM63 221H65L66 222V226H64L63 224H61V225H58L59 227L57 228V226L56 225H54V223H57V224H59V223H61V222H63ZM67 221H69V222H67ZM98 221V222H97ZM110 221H113L112 223L110 222ZM120 221H121V223H122V225L119 227V223H120ZM24 222V223H23ZM34 222V223H33ZM50 222H52L51 223V225L49 226L48 224L50 223ZM97 222V223H96ZM110 222V223H109ZM125 222V223H124ZM139 224H138V223ZM13 223V222H12ZM18 223V224H17ZM25 223H26V226H24L25 225ZM28 223V224H27ZM34 224V227H38L39 225L38 224H40V227H38L37 229L35 228L34 230H35V234L34 233H29V231L28 230H32L33 228L31 227V224ZM47 224L46 225V228H44V226H43V224ZM106 223H108V225L106 224ZM117 225H116V224ZM149 223V222H148ZM32 224V225H33ZM78 226H77V225ZM96 224H99V225H96ZM112 224V225H111ZM115 224V225H114ZM127 224V225H126ZM134 224V225H133ZM138 224V225H137ZM74 225H76V226H74ZM86 225V224H85ZM127 227H126V226ZM129 225V226H128ZM135 225H137V226H135ZM21 226V228H19ZM24 226V227H23ZM51 226H52V228H51ZM97 226V227H96ZM101 226V227H100ZM109 226V227H108ZM118 226V227H117ZM123 226V227H122ZM132 226H134V227H132ZM30 227H31V229H30ZM76 227V228H75ZM105 227V228H104ZM115 227H117L118 229H116ZM155 227V228H154ZM23 228V229H22ZM41 228V229H40ZM55 228L57 229V230H55ZM60 228V229H59ZM64 228V229H63ZM65 228H67V230H65ZM103 228L104 229H106V230H103ZM110 228H112V229H110ZM115 228V229H114ZM120 228H122V229H120ZM130 228V229H129ZM133 228V229H132ZM138 228V229H137ZM142 228V229H141ZM144 228V229H143ZM152 228H153V230L154 231H152ZM40 229V230H39ZM43 229V230H42ZM45 229V230H44ZM49 229H52V230H50L49 231ZM58 229H59V231H61L62 229H63V232H61V233H59L58 232ZM109 229V230H108ZM34 230L33 231H31V232H34ZM36 230H38V231H36ZM73 230V231H72ZM96 230H98L97 232H96ZM102 231V233H111V231H117V232H112L111 234H112V236L109 234V235H107V234H102V233H100L101 231ZM119 230V231H118ZM125 230V231H124ZM129 230V231H128ZM137 230V231H136ZM140 230H142V232H140ZM144 230V231H143ZM156 230V231H155ZM173 229H171V231H172ZM27 231V232H26ZM42 231H44V233L43 234H38L39 232L40 233H42ZM54 231H56V232H54ZM138 231L140 232V233H138ZM152 231V232H151ZM14 232H16V234L14 233ZM48 232H52V234H50V235H48ZM124 232V233H123ZM127 232V233H126ZM138 234H137V233ZM153 232H156V233H153ZM160 232V233H159ZM169 232V231H168ZM9 233H11V232H9ZM26 233V234H25ZM29 233V234H28ZM47 234V236H46V234ZM55 233V234H54ZM83 233H84V235H83ZM91 233V234H90ZM120 233V235H118ZM126 233V234H125ZM136 233V234H135ZM141 233H143L144 235H142ZM160 234V235H158V234ZM164 233V232H163ZM171 233H173L174 234V232H170V234ZM25 234V235H24ZM81 234H82V236H81ZM85 234H86V236H85ZM87 234H89V235H91L90 236V238L92 239V240H90L89 241V236L87 235ZM98 236V237H96V235ZM99 234H102L101 236L99 235ZM153 234V235H152ZM165 234V233H164ZM166 234H167V240H169V238L170 239H172L170 236H172V237H174L173 236V234L172 235H170L169 233H167L166 232ZM166 234H165V236H166ZM34 235V236H33ZM141 235V236H140ZM156 235L159 237H157L156 238ZM170 235V236H169ZM1 236H3V237H1ZM81 236V237H80ZM105 236H108V239L109 240H107L106 238H105ZM110 236V237H109ZM115 236H119L118 238L117 237H115ZM137 236V237H136ZM146 236V237H145ZM153 236V239H151V237ZM116 239H115V238ZM134 237V239L136 240H134V239H132ZM11 238V239H10ZM110 238L112 239V242H113V245H112V243L110 242V246H109V242H107V241H110ZM127 238V240H125ZM156 238V239H155ZM165 238V237H164ZM4 239H2V240H4ZM94 239V240H93ZM124 239V240H123ZM146 239V240H145ZM150 239V240H149ZM160 239V240H159ZM11 240H13L12 241V244H9V242H11ZM115 242H114V241ZM123 240V241H122ZM134 241V242H132V241ZM165 241L164 243H168V244H172V246H175V244H173V243H175V241H170L169 240V242L168 241ZM172 240H175V238L174 239H172ZM121 241L123 242V244H122V246H119L120 244L119 243H121ZM151 241V242H150ZM14 242V243H13ZM16 242V243H15ZM93 242H95V243H93ZM98 244H97V243ZM99 242H101V244H99ZM106 242H107V245L110 247H106L105 248V244H106ZM135 243V244H132V243ZM146 242V243H145ZM148 242H149V244H148ZM154 242H155V244H154ZM82 243V244H81ZM115 243L117 244H119L118 246L119 247H123V249H124V247H125V250L127 249V252L129 253V252H132V251H136L137 252V255H138V252H139V255H138V258L136 257V252H134L133 254L132 253H127V255H126V258H123V257H125V256H123V255H125V253H126V251L125 250H123L124 251V253L123 254H120V255H122L123 257H120V256H118V255H116V251L114 252V251H112L113 250V246L115 245ZM139 245V246H137V244ZM143 243H145V244H143ZM152 243V244H151ZM160 243V244H159ZM4 246H3V245ZM14 244V245H13ZM90 244V245H89ZM94 246H93V245ZM96 244V245H95ZM130 244H132V246L130 245ZM8 245V247L10 246V245H12L13 247H10L11 249H13V250H11L10 248L8 249V247L6 248V246ZM84 245V250L85 249H87V251H91L90 253H93L92 254V256H91V258H90V255H89V257H88V255H87V252H86V250L84 251V250H81L82 249V246ZM99 245V246H98ZM134 245H136V246H134ZM142 245H147V246H145V248H142ZM150 245H152V246H150ZM157 245V247H159ZM3 246V247H2ZM92 246V247H91ZM97 246V247H96ZM111 246H112V248H111ZM85 247H87V248H85ZM89 247H91V249L89 248ZM95 247V248H94ZM119 247H117V248H119ZM128 247V248H127ZM130 247V248H129ZM132 247V248H131ZM150 247V248H149ZM151 247H152V250H151ZM88 248H89V250H88ZM104 248V249H103ZM107 248H108V250H107ZM140 248V249H139ZM142 248V249H141ZM8 249V250H7ZM115 249H116V247H115ZM120 249V248H119ZM132 249V251H130V250ZM134 249V250H133ZM11 250V251H10ZM83 251V252H79V253H77L76 254V256L77 255H79V256H77V258L76 259H74V260H72V262H70L71 260L70 259H73V258H75L76 256H74V257H70V256H73V253H76V252H78V251ZM103 250V251H102ZM118 250V249H117ZM129 250V251H128ZM10 251V252H9ZM93 251V252H92ZM106 251H109V253H107ZM154 251H157V253L156 254H154ZM107 253V255L106 254H104V253ZM113 252V253H112ZM141 252V253H140ZM2 253V254H1ZM5 255H4V254ZM86 253V254H85ZM101 253V254H100ZM142 253H143V255H142ZM95 254V255H94ZM131 254V256L132 255H134V257H131V256H129ZM140 254L142 255V256H140ZM144 254L146 255L145 257H144ZM3 255V256H2ZM87 255V256H86ZM94 255V256H93ZM113 255H115L116 256V258H114V256ZM155 255V256H154ZM127 256H129V259L127 258ZM139 256H140V258H139ZM112 257V258H111ZM118 257H120V258H118ZM4 259V261H3V259ZM156 258V259H155ZM120 259V260H119ZM69 260V261H68ZM77 260H79V261H77ZM111 260V261H110ZM122 260H125V261H122ZM127 260V261H126ZM135 260V261H136ZM74 261V262H73ZM84 261H85V263H84ZM115 261V262H114ZM146 262L145 260H141V262ZM70 262V263H69ZM79 262V263H78ZM128 263V264H129ZM146 264V263H145Z\"/></svg>", "mask_w": 264, "mask_h": 264}]
</instances>
